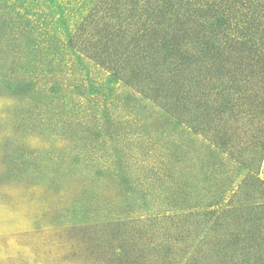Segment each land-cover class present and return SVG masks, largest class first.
<instances>
[{
	"label": "rangeland",
	"instance_id": "obj_1",
	"mask_svg": "<svg viewBox=\"0 0 264 264\" xmlns=\"http://www.w3.org/2000/svg\"><path fill=\"white\" fill-rule=\"evenodd\" d=\"M145 2L0 0V264H264L261 109Z\"/></svg>",
	"mask_w": 264,
	"mask_h": 264
},
{
	"label": "trees",
	"instance_id": "obj_2",
	"mask_svg": "<svg viewBox=\"0 0 264 264\" xmlns=\"http://www.w3.org/2000/svg\"><path fill=\"white\" fill-rule=\"evenodd\" d=\"M145 4L155 27L151 37L160 38L162 47L183 55L185 64L195 63L202 77L207 71L217 80L232 79L222 91L221 114L234 113L239 120L245 109H261L249 116V122L259 124L256 150L264 153V96L259 94L264 93V0H146Z\"/></svg>",
	"mask_w": 264,
	"mask_h": 264
}]
</instances>
